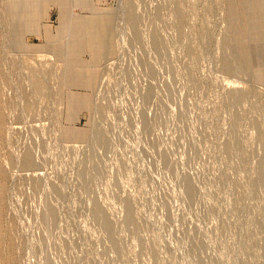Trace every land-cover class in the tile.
Segmentation results:
<instances>
[{"label":"rangeland","instance_id":"1","mask_svg":"<svg viewBox=\"0 0 264 264\" xmlns=\"http://www.w3.org/2000/svg\"><path fill=\"white\" fill-rule=\"evenodd\" d=\"M55 2L0 0V264H264V0Z\"/></svg>","mask_w":264,"mask_h":264},{"label":"bare ground","instance_id":"2","mask_svg":"<svg viewBox=\"0 0 264 264\" xmlns=\"http://www.w3.org/2000/svg\"><path fill=\"white\" fill-rule=\"evenodd\" d=\"M16 2H18V0H15ZM29 1V3L27 4V6H26V14H27V17H26V20L28 21V22H30V23H36V16L34 15V10H33V3H32V0H28ZM54 1H56L55 3L56 4H58L59 6H60V9H61V20H62V22H66V0H54ZM81 1V0H80ZM83 1V0H82ZM85 3H87V2H85ZM17 6V5H16ZM20 9H21V7L20 6H18V7H15V9H14V13H16V14H19V11H20ZM1 20V19H0ZM1 22V21H0ZM4 62V61H3ZM8 62V61H7ZM29 78V77H28ZM1 80V79H0ZM30 80V79H29ZM2 82V81H1ZM13 83H14V81H13ZM26 83H27V81H26ZM11 88V87H10ZM9 89V88H8ZM18 90H20L19 88H18ZM38 90H40V89H38ZM44 91V90H43ZM4 93V92H3ZM17 94V93H16ZM18 97V96H17ZM8 98V97H7ZM20 98H21V96H20ZM38 98V97H37ZM22 103V102H21ZM11 107V106H10ZM4 108V107H3ZM23 111V110H22ZM32 111V110H31ZM26 115V114H25ZM0 128H2V126L0 127ZM34 133V132H33ZM26 146V145H25ZM34 149V148H33ZM39 151V150H38ZM21 160V159H20ZM38 164V163H37ZM66 166V165H65ZM4 183H5V181H4ZM47 185V184H46ZM5 186V185H4ZM7 190V189H6ZM9 191H7V193H8ZM63 203V202H62ZM20 217V216H19ZM66 217V216H65ZM39 219V218H38ZM11 225V224H10ZM6 234V233H5ZM28 239V238H27ZM51 248V247H50ZM33 254V253H32ZM33 256V255H32ZM3 261V260H2Z\"/></svg>","mask_w":264,"mask_h":264},{"label":"crops","instance_id":"3","mask_svg":"<svg viewBox=\"0 0 264 264\" xmlns=\"http://www.w3.org/2000/svg\"><path fill=\"white\" fill-rule=\"evenodd\" d=\"M53 6H57V5H55L54 3H51ZM68 57V55L66 56V58Z\"/></svg>","mask_w":264,"mask_h":264}]
</instances>
